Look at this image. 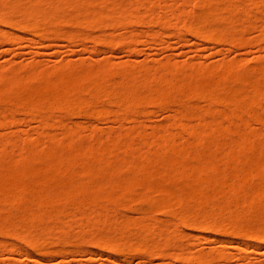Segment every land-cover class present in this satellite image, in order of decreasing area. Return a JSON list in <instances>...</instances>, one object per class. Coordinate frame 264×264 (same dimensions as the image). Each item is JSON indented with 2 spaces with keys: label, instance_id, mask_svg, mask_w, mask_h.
Masks as SVG:
<instances>
[{
  "label": "bare ground",
  "instance_id": "bare-ground-1",
  "mask_svg": "<svg viewBox=\"0 0 264 264\" xmlns=\"http://www.w3.org/2000/svg\"><path fill=\"white\" fill-rule=\"evenodd\" d=\"M122 1L0 0V36L7 34L21 39L22 36L7 31V27L15 26L37 38L61 36L74 42L88 28L127 31L137 23L149 25L153 20L166 25L169 23L166 13L172 10L176 0H133L137 4L133 9L123 7ZM69 8L76 9V13H69ZM188 8L193 10L189 25L185 26L178 16L175 27L202 40L241 46L249 32H258L264 37V0H180L181 15ZM67 25L71 31L62 30ZM0 42L3 43L2 39ZM93 42L110 47L122 45L113 34L94 38ZM220 69V74L213 76L211 70L167 61L154 70L145 68L140 72L132 66L100 65L88 70L68 66L59 76H52L39 66L0 74V127L18 124L13 115L17 110H25L35 115L41 136L54 124H64V121H53V115L58 112L68 115L83 111L85 116L103 121L104 116L94 111L97 104L102 105L103 111L115 105L116 115L134 108L131 103L167 106L175 86L185 84L208 107L185 112L184 118L201 119L197 125L181 121L183 132L192 139V144H201L204 134L212 137L204 145L208 150L202 152L179 149L169 131L153 134L150 139L139 137V141H133L132 135L127 134L95 149L75 142L77 147H72L76 148L75 156L85 161L76 172L75 169L68 171L76 158L52 153L51 143L42 155L35 154L34 145L23 144L21 150L26 155L23 158L42 167L30 170L14 159L0 160V236L23 242L27 247L16 243L9 250L55 255L63 252H60L65 249L63 246L76 250L87 244L88 239L96 238L97 245L89 243L115 256L125 251V256L130 258H162L171 249L173 232L162 224L147 222L152 210L162 211L183 227L204 233L217 230L223 235L238 234L256 242L253 246L264 245V132L259 135L254 130L258 126L264 131V66L255 75L236 62ZM115 77L119 78L118 82ZM199 77H206L207 82L200 84ZM232 82L240 86L231 89ZM215 105L230 110L229 115L222 114V117L231 121L240 119L241 123L234 128L237 138L220 146L217 140L231 131V126L219 122L220 116L214 117ZM81 129L79 124L67 126L63 141L71 147L72 134ZM0 138L5 141L1 151L6 144L22 139L18 133L7 139ZM145 145L155 148L133 155ZM126 155H131V159ZM96 160L98 165L93 163ZM115 160L122 163L113 165ZM194 160L199 164L194 165ZM121 166L129 168V175L119 178ZM209 171L212 175H208ZM134 201L145 204L141 221H115L110 217L108 207L131 209ZM84 210H91V215L98 217L93 222L81 223ZM77 213L83 214L82 217H75ZM75 227L79 228L78 235L81 232L78 238L72 234ZM89 234L93 237L84 236ZM131 237L135 243H123ZM219 244L229 246L222 241ZM59 245L63 247L60 250ZM176 251L179 253L175 260L187 264H211L212 260L227 259L217 249L212 250L217 251L213 259L208 258L210 255L185 259L180 248Z\"/></svg>",
  "mask_w": 264,
  "mask_h": 264
},
{
  "label": "rangeland",
  "instance_id": "rangeland-1",
  "mask_svg": "<svg viewBox=\"0 0 264 264\" xmlns=\"http://www.w3.org/2000/svg\"><path fill=\"white\" fill-rule=\"evenodd\" d=\"M177 1L178 0L173 3L172 10L166 13L169 20V23L166 25H162L153 20L149 25L137 23L127 31L113 30L110 28H88L82 31L83 34L80 40L74 42H69L61 36L37 38L34 34L25 33L15 26H9L7 27V31L22 36V38H13L7 34L0 36V39L3 41V43L0 42V74H5L11 69L21 70L39 66L42 70L48 71L52 76H59L65 73L68 66L78 70H88L100 65L112 67L132 66L135 68L136 72H140V70L145 68L154 70L162 63L169 61L171 63H178L181 66H198L205 70H211L213 76H218L220 74V68L222 66L231 62H236L242 69L247 70L251 75H255V71L264 66V37H261L258 32L252 31L247 33L244 37V43L241 46H236L227 42L202 40L188 33L186 30H177L175 27L176 17H182L184 25L187 26L189 25L190 18L193 16V10L191 8H188L185 13L181 15L178 9L180 0L179 2ZM122 6L133 9L137 7V4L133 0H123ZM67 11L72 14L76 13V9L74 8H69ZM164 12L165 10H162V13ZM62 30L71 31L72 29L67 25L64 26ZM108 34H113L117 40L122 42V45L110 47L104 44H95L93 42L94 38H100ZM134 36H138V39L135 40ZM115 81L118 82L119 78L115 77ZM197 81L200 84H204L207 82V78L199 77ZM239 86L237 82H232L230 84L231 89H237ZM191 90L192 89L185 84H178L175 86V90L171 95L172 97L170 98L169 105L157 106L144 103L137 104L136 106L131 103V106L134 108L125 110L122 112V116V113L118 115L115 114L117 110L115 105H112L109 111H103L102 105L97 104L94 111L104 116L103 121H96L89 118L85 116L83 111L73 112L68 115L58 112L53 115V121H64V124H54L53 128L46 129L41 136L38 135L39 125L35 115L25 110H17L13 118L18 124L12 123L7 124L5 127H0V137L7 139L11 134L18 133L22 139L14 140V142L6 144L4 151H1L2 143H5V141L0 138V160L2 161V158H4V160L5 158H8L7 160L14 159L16 160L14 162L18 163L19 161L18 164L23 167L26 166V169L31 168L30 170H33V167L38 169V167L41 168L42 166L25 160L23 158L26 156L24 154L25 151L21 150V148H24L23 144H27L26 146L34 145L35 154L42 155L47 144L51 143L52 153L63 157L72 155V158L73 156L76 158V160L68 166V171L75 169L74 172H76V168L77 171H79L78 169L81 168L79 166L83 163L85 164V161L82 162L81 158H78L79 156H75L77 153H75L76 148H72L75 146L77 147L75 142H77V144L78 142H82L85 146L89 144L90 147L95 149L100 146H108L111 142L123 139L127 134L132 135L131 139L133 141H139V137L151 138V135L164 131H169L171 133V139L179 149L201 152L207 151L208 149L205 148L204 145H206L212 137L209 134H204L201 136V144H192V139L183 132V124H180L181 121H183L186 124L197 125L201 118H184L185 112L193 108L198 110L200 108L205 109L208 104L207 102L195 98L191 94ZM214 109L217 110V114H214V117L216 116L218 118V116H220V121L217 119L219 122L231 126V131L223 135V137H221V135L217 140V146L222 145L225 141H234L237 138L234 128L237 123L238 125L241 124H239L240 119H236L237 122L235 119L231 121L227 117H222V114L227 116L230 113V110L222 105H215ZM77 124H79L82 129L72 134L74 141L72 145L74 146L71 145L70 147L69 144L63 141V137L66 133L67 126L75 127ZM137 125H139L140 128H138ZM93 127L96 129L93 130ZM254 130L261 135L264 132L263 129L258 126H254ZM154 148L153 146L145 145L141 150H135L133 155H141L145 151L153 150ZM126 157L128 156L126 155ZM130 157L131 155L128 158ZM124 159L126 160L125 156ZM124 159H120V161H125ZM96 162L97 160L93 162L94 165ZM119 163L122 162L116 161L112 164L119 165ZM198 164V160H194V165ZM96 165H98V162ZM123 167L118 170L120 174L119 178L129 175V168ZM212 173L213 172L209 171L208 175H212ZM249 187L250 186H248V189H250ZM135 198L138 197L135 196ZM103 204L108 205L105 201H103ZM108 208L111 210L110 217H113V220H127L129 222L141 221L145 216L143 211L146 210L145 204L142 201H134L131 209L119 207L112 210V207ZM91 212V210H84V213L82 211V213L85 214L84 219L82 218V222L78 221V223H83L85 220H91L93 222L98 216L96 217V214L93 215V213L91 215ZM79 214L77 213L75 217H82L83 214ZM147 217L148 219L146 220H148L147 222L151 225L162 224V226H167V231L170 233L173 232V234L171 233L173 237L171 249L167 251L165 257H154L151 259L146 257L130 258L125 256V251L124 254L120 253L115 256L112 252L109 253V251L105 249L101 248L102 250H100L98 247L93 246L97 245L94 244L96 238H90L91 241L88 239L87 244L85 243L86 245L81 243L83 246H80V248L76 250L68 245V247L63 246L65 249L60 251H63L61 254L39 255L40 253H37V255L34 251L23 253L21 251L15 252L14 250L12 253L10 251L12 250V245L17 243L20 247L23 246L22 248H27L25 247L26 245H22L25 243L22 242L21 244L19 241L0 236V264H187L175 260V255L179 253L176 251L177 248L183 251L185 259L201 255L206 257L210 255L208 258L213 259L217 253V251H212L215 249L227 255L226 260L220 262L212 260L211 264H264V245L255 244L253 246L252 243L256 242L250 240V238H243L238 234H232L230 236L231 233L223 235L217 230L204 233L200 230L183 227L171 216H167L159 210H152L148 213ZM98 219L100 220L102 218ZM76 221L77 219L75 218V222ZM218 222L220 221L218 220ZM77 227L73 228L72 231L74 233L72 234H75L74 236L77 235L78 238L81 232L80 235H78L79 233L77 234L79 231V228L76 229ZM72 231L69 230V233ZM90 235L91 234L84 236L90 237ZM112 235L113 234L110 236ZM85 239H87V237L83 240ZM218 241L225 242V244L229 246H221ZM135 242L136 240L131 237L130 240L123 243L133 244ZM56 247L57 246H55V248ZM63 247L59 245L58 249L60 250Z\"/></svg>",
  "mask_w": 264,
  "mask_h": 264
}]
</instances>
